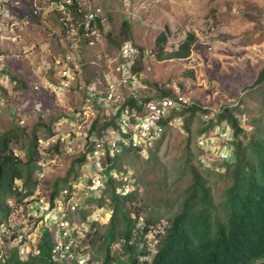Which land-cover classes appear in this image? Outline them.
Segmentation results:
<instances>
[{
  "label": "rangeland",
  "instance_id": "obj_1",
  "mask_svg": "<svg viewBox=\"0 0 264 264\" xmlns=\"http://www.w3.org/2000/svg\"><path fill=\"white\" fill-rule=\"evenodd\" d=\"M10 1L14 14L17 15L16 10L24 9L25 3L37 9L38 17L36 21L18 17L19 20L14 22L5 20L0 14V53L3 55L0 94L4 99V104L0 106V134L14 127H19L25 134L38 127L40 134H46V126L57 114H64L81 103L83 92L73 88L59 107L49 92H36L32 87L41 81L36 79L37 75L53 81L55 69L50 65L52 59L54 55L64 54L70 49L74 35L68 33L62 15L56 9L58 0ZM76 1L84 12L100 6L103 17L100 42L91 45L87 38H83L85 42L79 44L78 55L83 63L81 80L84 82L97 77L103 80L104 74L118 59L120 46L125 41H131L147 51L142 55L140 72L148 92L157 91L158 84L161 88L185 93L202 108L219 110L223 106L237 104L241 98L254 103L246 96L264 65V0ZM69 23L74 22L71 20ZM163 31L168 39L164 58L153 51L157 36ZM189 33L197 39L191 53L186 57H168ZM31 63L35 70L24 81L26 86L15 82L19 80L16 69ZM38 104L40 106L37 107ZM19 108L27 114L22 124L17 120ZM189 114L185 116L181 129L175 128L163 141L156 140L148 157L130 149L120 156L124 162L133 165L142 187L132 200L137 202V198L141 199L146 208L154 211L155 220L162 217L168 222L179 212L186 188L192 181L191 166H195L206 178L219 210L224 192L230 185L225 172L226 161L223 163L213 153L210 165L201 159L207 160L206 156L201 157L203 150L197 144L207 123L203 118V109L196 111L187 127L185 123ZM243 122L249 129L245 116ZM210 131L213 135L215 128L212 126ZM62 162L63 165L55 166L50 172L51 180L64 175L71 158L63 155ZM65 183L66 180H63L61 185ZM128 201L129 204L132 202ZM128 201L123 197L125 208ZM6 211L3 205L0 219ZM109 223L97 225L93 236L94 249L104 257L109 248L114 250L112 237H118V231L105 236ZM119 228L122 229L123 224ZM114 251L118 255L121 250Z\"/></svg>",
  "mask_w": 264,
  "mask_h": 264
},
{
  "label": "built area",
  "instance_id": "obj_2",
  "mask_svg": "<svg viewBox=\"0 0 264 264\" xmlns=\"http://www.w3.org/2000/svg\"><path fill=\"white\" fill-rule=\"evenodd\" d=\"M10 3V0H0V14L5 20L17 22L21 16L17 10V15L14 14ZM72 3L73 0L55 3L68 33L74 35L70 49L54 55L50 64L56 70L57 78L46 84L35 83L32 88L36 92H49L58 106H62L73 88H79L83 92L81 103L64 114H57L46 126L50 128L49 132L39 137L34 174L37 184L31 189L24 188L20 198L7 200V212L0 219V264L12 256L26 261L38 254L46 233L51 244L49 260L53 264H104L106 257L94 249L93 236L96 226L108 224L113 216V195L130 199L133 210L139 209L130 237H117L111 241L113 249L123 251L122 244L136 242L140 250L138 260L151 262L168 222L147 221L150 208H146L139 198L137 202L131 200L142 187L133 165L124 162L120 156L130 149L148 157L156 140L163 141L175 128L184 126L185 116L189 113L185 110L195 101L179 91L174 94L148 92L149 88L141 81V72L133 69L139 56L147 51L131 41L120 46L118 59L104 74L103 80L99 77L81 80L83 63L78 55L79 44L83 38L91 45L100 42V27L96 20L102 24V8L96 6L84 12L80 7L84 17L74 21L69 9ZM71 20L74 23H69ZM81 26L82 32L79 31ZM2 61L0 53V63ZM3 104L0 94V106ZM203 109V118L207 122L215 119L219 112L217 108ZM17 114L19 123H24L27 114L20 108ZM105 116L112 121L106 126ZM95 120L96 127L93 128ZM230 138L231 130L226 124L217 125L213 135H200L197 144L206 151L202 157H207L202 161L206 165L212 163L209 153L215 144H221V150L214 155L222 162L229 160L232 148L228 145L223 149L222 146ZM63 155L76 163L66 177L69 163L64 175L60 176L66 178V183L62 186L63 180L60 181L57 193L52 196V188H48L45 181L50 179L55 166L63 165ZM110 250L111 255H115V251ZM121 251L118 252L121 262L113 259L108 264H126L127 257L121 255Z\"/></svg>",
  "mask_w": 264,
  "mask_h": 264
},
{
  "label": "trees",
  "instance_id": "obj_3",
  "mask_svg": "<svg viewBox=\"0 0 264 264\" xmlns=\"http://www.w3.org/2000/svg\"><path fill=\"white\" fill-rule=\"evenodd\" d=\"M24 6V9L17 10L19 15L36 21L38 17L36 8L32 4L24 3ZM69 9L75 20L83 19L84 12L80 10L76 0H73ZM96 23L102 28L100 20L97 19ZM79 31H83V26ZM167 40V34L163 31L155 42L153 51L162 58L167 53ZM196 41L195 35L189 33L179 48L168 57L188 56L195 48ZM83 42L85 40H81V44ZM139 47L144 50L143 47ZM142 55L133 65L136 72L142 69ZM156 86L159 94H174L168 88H161L158 84ZM246 97L253 99L254 103L246 102L241 98L235 105L223 106L215 119L207 122L202 129L203 134H210L209 130L212 126L215 128L225 123L231 130V138L227 143L232 148V156L229 160H225L228 163L225 172L230 185L224 192L221 210L213 201L206 178L195 166H191L192 181L186 188L181 208L168 220L165 234L161 237L158 251L152 261L138 260L140 250L135 242L122 244L121 255L127 257L126 262L130 264H264V65ZM198 109L203 108L194 102L185 110L190 113L185 123L187 127ZM243 116L248 121L249 129L244 125ZM96 122L97 120L94 121L93 128L96 127ZM103 122L106 126L112 121L105 116ZM45 129V133L50 130V128ZM22 134L25 132L19 127L0 134V210L3 205L7 208V200L10 197L20 198L24 188L31 189L30 187L37 184L34 174L37 168L38 140L42 134L38 127L25 134L23 139H21ZM20 142L21 144L16 147ZM75 163L76 160L71 162L66 177L74 170ZM62 180L66 178L58 177L45 181L47 187L52 188V196L57 193ZM112 206L113 216L108 226V233L104 235L118 231V237L124 236L128 239L136 226L139 209L133 210V206L129 203L125 208L123 197L116 195L112 196ZM161 220L162 217L155 220L154 211L148 210L147 221ZM120 224H123L122 229L119 228ZM48 238L49 235L47 237V233L44 234L39 244L40 252L32 255L28 260L22 261L12 256L4 264H53L49 260L51 244ZM116 238L114 235L111 241ZM113 259L121 262L118 255H111L109 248L104 264H108Z\"/></svg>",
  "mask_w": 264,
  "mask_h": 264
},
{
  "label": "crops",
  "instance_id": "obj_4",
  "mask_svg": "<svg viewBox=\"0 0 264 264\" xmlns=\"http://www.w3.org/2000/svg\"><path fill=\"white\" fill-rule=\"evenodd\" d=\"M24 8H25V6H24ZM36 11H37V9H36ZM9 57V56H8ZM10 57H12V56H10ZM26 62H29V60H27ZM30 66H32V63H31V65H25V64H22L19 68H17L16 69V72H17V74L19 75V77H18V81L17 80H15V82H17V83H20L21 85H23V86H26V83L24 82V81H26V79L28 78L27 76L29 75V74H31L32 73V71H34L35 69L33 68V66H34V64H33V66L32 67H30ZM14 71V70H13ZM12 71V72H13ZM13 74H14V72H13ZM38 77L36 78V79H41V81L39 80V82H37V83H41V84H46L48 81H50V80H48L47 79V77H39V75H37ZM57 78V72H56V70H55V72L53 73V75H52V79L53 80H55ZM43 91H45V90H43ZM38 106H40L39 104L37 105V107ZM58 106V105H57ZM59 107H62V106H59ZM228 143H224L223 144V149L224 148H226V147H228ZM219 146L221 147V144H215V146L213 145V149L210 151V153L209 154H211L212 155V153L213 154H216L217 152H219V150H221V148H219ZM208 152V151H207ZM203 153H206V151L205 150H203ZM203 153H202V155H203ZM202 155H201V157H202ZM202 159V158H201Z\"/></svg>",
  "mask_w": 264,
  "mask_h": 264
}]
</instances>
